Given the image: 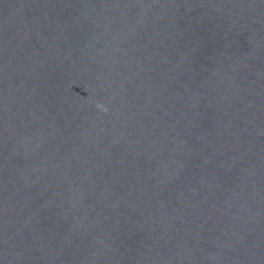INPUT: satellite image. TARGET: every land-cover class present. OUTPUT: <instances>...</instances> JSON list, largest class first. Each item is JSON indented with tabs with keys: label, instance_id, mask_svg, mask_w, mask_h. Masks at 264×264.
Returning <instances> with one entry per match:
<instances>
[{
	"label": "water",
	"instance_id": "1",
	"mask_svg": "<svg viewBox=\"0 0 264 264\" xmlns=\"http://www.w3.org/2000/svg\"><path fill=\"white\" fill-rule=\"evenodd\" d=\"M0 264H264V0H0Z\"/></svg>",
	"mask_w": 264,
	"mask_h": 264
},
{
	"label": "clouds",
	"instance_id": "2",
	"mask_svg": "<svg viewBox=\"0 0 264 264\" xmlns=\"http://www.w3.org/2000/svg\"><path fill=\"white\" fill-rule=\"evenodd\" d=\"M97 107H100V106H99V105H97ZM101 110H102V111H106V109H103V108H101Z\"/></svg>",
	"mask_w": 264,
	"mask_h": 264
}]
</instances>
